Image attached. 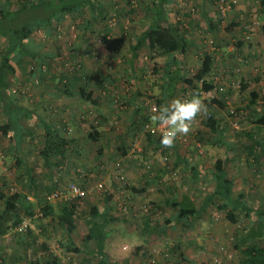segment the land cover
<instances>
[{"label":"rangeland","instance_id":"1","mask_svg":"<svg viewBox=\"0 0 264 264\" xmlns=\"http://www.w3.org/2000/svg\"><path fill=\"white\" fill-rule=\"evenodd\" d=\"M96 1L100 12L99 20L88 25V28L84 21L89 19L91 14L86 11L83 17L72 14L61 16L53 21L52 25L34 31L28 42L33 43L32 46L35 45L40 50L46 62L43 67L38 61L21 55L13 60L16 74L9 76V84L17 93L21 104L32 109L38 107L37 81L77 83L78 77H83L81 82L91 79L89 73L87 74L88 66L94 70L96 65L98 68L101 66L97 56H93V59L89 57L85 50L86 46H104L106 50L112 52L114 44L111 33L124 37L126 34L138 32L139 27L142 30L145 27L143 22L135 25L127 23L128 19L139 16L135 6L142 0ZM172 1L171 18H174L173 22H178L186 37L190 39L185 55L189 77H193L201 68L207 55L214 57L212 76L200 83L194 82V87L176 83L173 85L170 97L167 98L169 89L162 79V73L155 70V65L166 62L167 57L160 54L153 60L151 53L142 52L135 82H140L138 85L143 87L139 89L141 93L138 97L142 95L147 99L145 106L149 105L150 108H146L145 115L148 118L145 120L144 117H140V120L134 123L138 129H133L132 134L126 137L127 141L125 140L124 144H128L132 153H128L126 160L122 157H115L112 160L104 157L105 160L86 162L94 171L91 182L86 184L78 183L71 178L65 163L49 169V172H52V179L42 189L44 198L57 188H65L72 181L81 184L90 192L84 204L78 207L75 203L71 204L76 207L77 226L72 238L55 223V218H41L39 207L44 205L45 200L41 202L35 200L33 202L37 203L31 211L34 215L36 213L39 215L30 223L29 214H26L23 219L28 218L22 219L23 221L18 225H26L25 231H15L16 227L11 226L12 222H5L8 227L4 232H0V258L6 257V263L3 264H27L25 255L29 248H33L41 255L40 246L43 244L49 247L50 253L56 255L62 264H97L99 258L90 253L95 247L94 243L83 240L89 227L87 218L90 215L85 213L88 210L91 213L92 211L107 213L115 219L109 226L111 234L105 249L111 264L156 262L184 264L172 251L176 244L187 257L197 262L239 264L240 253L235 250L234 245L235 238L241 231L240 224L230 223L226 213L215 203L204 205V202L214 190L215 184L209 179L216 162L219 159H226L225 169L228 177L234 182L233 190L236 197L241 193L248 198L249 203L264 208V125L255 123L258 118L264 116V0ZM221 1H224L228 7L225 13L219 10ZM17 3L18 0H0L1 6L9 11H12L14 4ZM132 10L136 12L128 13ZM31 14L32 11L29 10L28 17ZM204 15L212 19L214 23L212 27L209 26V19ZM21 16L22 19H13L12 22L8 20L7 23L18 26L26 18L25 14ZM128 38L129 36L122 40L123 56L115 57L110 64L117 70L114 78L130 86L132 90L131 76L126 72L123 75L127 65L126 59H129V54L125 52L133 42ZM6 42L0 40V59L4 51L2 45ZM82 42H87L88 45L83 46ZM240 42L243 43L241 49L237 47ZM70 66H79L81 70L74 73L70 70ZM156 69L158 70L157 67ZM107 75L113 76L111 72ZM93 77L97 78V76ZM255 79L259 81L255 82ZM241 81L247 85L243 91ZM220 85L223 87L220 88ZM54 90V87L47 89L46 96L51 97ZM123 90L129 91L128 88ZM139 90L135 89V92ZM198 93L206 108L191 122L187 134H179L171 148H165L156 141L148 142L144 125L147 122L153 125L157 123L151 119L154 115L151 110L153 105L160 108L163 100H169L170 105L174 100L198 96ZM112 98L115 109L124 106L123 96L120 93H115ZM214 98L226 105L223 109H214L220 127L224 130L223 136L213 132L206 125L207 113L211 111L208 105L212 104ZM43 105L50 109L53 107L52 104L43 103ZM87 110L82 109V113L80 112L81 120L87 122L86 127H81L83 134L100 124L99 118L92 111ZM2 120L3 115L0 113V125ZM68 127L67 138L70 135L73 137L75 128L72 125ZM118 132L121 133L123 130L120 129ZM155 137L158 138L159 135ZM2 143L1 140L0 144ZM115 144L117 143L114 142L113 145ZM147 145L152 150L147 154L148 159L156 162L154 169L147 159L140 158L141 156L137 154ZM252 145L256 146V151L250 154L247 147ZM93 147L91 159L96 154V143H93ZM2 151L0 147V161L4 159ZM178 154L194 159L193 165L203 173V178L195 180L184 165L175 166ZM33 156L31 155L24 162L38 165L43 159L36 154ZM117 162H120L126 175L127 184L123 188L115 180L112 171V167ZM131 162H134V166ZM140 162H143L141 166ZM2 167H5L4 163H0V171H3ZM11 173L14 176L13 169L8 167L3 177L12 178ZM147 174L149 176H146ZM99 184L103 185L102 189L99 188ZM49 185L52 186L51 191ZM8 191V193H19V188L16 190V187H13V190ZM24 194L27 195L25 191ZM185 194L198 207L203 206L204 211L196 218H187L168 225L167 221L173 219L177 213L168 201L180 200ZM51 203L57 210L68 205L61 201ZM5 223L1 222L3 226ZM69 247H77L82 252L76 254L68 251Z\"/></svg>","mask_w":264,"mask_h":264},{"label":"trees","instance_id":"2","mask_svg":"<svg viewBox=\"0 0 264 264\" xmlns=\"http://www.w3.org/2000/svg\"><path fill=\"white\" fill-rule=\"evenodd\" d=\"M168 2L169 0L156 1L155 10H153L159 19H166L165 4ZM29 10L32 11L30 17L27 15ZM86 11L91 14L90 18L84 21L86 28H88V25L99 20L98 16L100 12L98 11L96 0H18V3L14 4L12 11L3 8L0 4V40L7 41L2 45V50L4 51L0 59V107L2 114L6 116L4 123L0 125V135L13 136L16 130H18V126L22 120H25L28 116L33 114L29 109L19 103L17 93L9 84V76L16 74V68L12 63L13 60L21 55L38 61L44 67V63L46 62L45 56L41 54L40 50L37 49L35 45L32 46L33 43L28 42L31 40L34 31L52 25L53 21L61 16L72 14L77 17H83ZM23 14L26 15V18L22 20V24L16 26L13 23H7L8 20L12 22L13 19H22L21 15ZM143 33L146 34L148 39V49L151 53V59H155L153 53H156L158 50L162 55L173 59V66L169 67L166 71V74L171 80V85H174L175 82H183L189 87H194V82L200 83L212 76L214 63V57L212 55H207L204 58L201 68L198 69L193 77H189V72H184L178 60L182 57L185 46H187L185 45L187 38L177 25L168 22L166 25H159L154 28L151 27ZM242 46V42L237 45L240 49ZM136 65L137 64H135L132 58V70H135ZM71 67L75 69L72 72L78 73L79 66ZM156 67L157 64L155 65V70L159 71ZM82 78L83 77H79V79ZM254 81L257 82L259 79H255ZM246 87L247 85H245L244 81H241V90H245ZM80 93L86 101L93 103L92 105H98V102L95 103L93 101V91L88 93L84 88H80ZM199 94L200 93L197 95L200 96ZM253 104L257 103L253 102ZM225 106V103H222L217 98H214L212 104L208 105L211 111L207 113L206 125L213 132L220 133L221 136H223L224 130L220 127V122L216 117L215 110L223 109ZM254 114L260 115L258 112H254ZM255 123L264 125V116L258 118ZM64 130L66 132L65 134H68L69 127L64 126ZM93 134L94 133H90L87 137L90 140L96 141L97 138ZM247 135L251 136L250 134ZM155 136L156 135L147 134V138L151 140V142L153 140V142L156 141L160 144L161 135H159L158 138ZM62 138H65V136L61 137L58 130H55V128L51 126H46L44 133L45 147L42 149L41 155L45 157L47 161L52 159V155L54 154L59 155V152L62 154ZM254 150L255 146H250V154H252ZM226 162V159H219L216 162L215 169L211 175L215 183L214 190L206 197L204 205L215 203L220 210L226 213V218L230 223L240 224L241 231L236 236L234 245L235 250L240 253L238 259L239 264H264V208L249 203L248 198L241 193L236 197L233 190L234 182L228 177L225 169ZM197 175H200V173L195 174V176ZM9 190L13 189L10 188ZM8 192V190L6 191L0 188V203L3 205L2 216H13L15 220L12 226L17 227L21 222L20 211L23 206L22 204L27 202V200L18 192ZM44 200L45 201L41 200L44 203V205H42L43 213L41 218L47 219L53 216L55 207L46 199V196ZM171 205L177 210V213L174 215L173 219L167 221L168 225L176 224V222L187 218L198 217L199 212L195 207V202L189 196H185L182 201L172 200ZM203 209L205 208L203 207ZM85 213L89 214L90 217L87 218L89 227L83 239L84 242L92 241L94 243L95 247L90 253L99 258L97 264H111L106 256L105 249L107 240L111 234L109 226L115 219L107 213H99L96 211H92L91 213L89 210ZM75 215V205H64L58 217L59 226L67 233L68 237L71 238L77 227ZM40 247L42 252L41 255L33 248H29L25 255L27 264H62L61 260L56 255L50 253L47 245L43 244ZM71 247L67 250L76 254L82 252V250L77 247ZM172 251L184 264H206L187 257L177 244L174 245ZM153 264L160 263L156 262Z\"/></svg>","mask_w":264,"mask_h":264},{"label":"crops","instance_id":"3","mask_svg":"<svg viewBox=\"0 0 264 264\" xmlns=\"http://www.w3.org/2000/svg\"><path fill=\"white\" fill-rule=\"evenodd\" d=\"M156 1L157 0L154 1L142 0L140 2H137L135 7L138 10L137 13H139V16L138 17L135 16L132 17L131 19H128L127 23H132L135 25L137 23L140 24L141 22H143L145 27L143 28V30L139 27L138 32L136 33L133 32L130 35L126 34L124 35V37L123 36L119 37L118 35H113L111 33V35L113 36V44H114V48L111 49L112 52H110L109 49L106 50L104 46L99 47V45L97 46L91 45L93 47H87V46L85 47L86 53L88 52V55L91 59H93L92 58L93 56L98 57L99 64L101 66L98 68L96 65L95 70L91 68V66H88L87 74L89 73L91 79L81 82V79H79L78 77L77 83L69 82V81L65 83L64 82L62 83V81L58 83H44V82L42 83L40 81H37L36 88H37V92L39 93V97H38L39 101L37 102L39 103L38 107L32 109L31 107L25 106L21 104V102H19L21 105L29 109L33 114L28 116L25 120H22V122L18 126L19 130H16V133L13 134V136L0 135V141L1 140L3 141V143L0 144V147H2L3 150L2 153L4 154V159H1L0 163L5 164V167H2L3 171L2 170L0 171V188H3L6 191L9 190L10 188L13 189V187H16V190L17 188H19V193L23 198L29 201L32 200L30 202L24 201L25 203L22 204L23 206L20 211L21 222L25 218L30 217L29 221L31 223L33 218L39 215L38 213L34 215V212H32L31 209L37 203V202L34 203L33 201L44 200L43 197L44 191L42 189L44 188V186L46 187L45 184L50 182L52 179V172H49V169L56 168L60 164L65 163V165H67V168H69L68 175L71 178H74V180H76L78 183L81 182L82 184H86L91 182V176L93 175L94 172L92 171V168H89L87 166L88 162H91L92 160L100 161L101 159H104V157L110 160H112L115 157L116 158L122 157L123 159L126 160L128 158V153L129 154L132 153V151H130V147H128V144L126 145L124 144V142L125 140L127 141L126 137L132 134L133 129L137 128L135 126L136 124L134 123H137L136 121L140 120V117L141 118L144 117L145 120L148 118L145 115L146 108H150L149 105L145 106L147 103L146 102L147 99L143 98L142 95L138 97V94L141 93L139 89H142L143 87L141 88V86L138 85L140 82L138 83L135 82V80L138 77L137 71L140 65L139 57H141L142 52L144 51H148L150 53L148 49L149 48L148 39L146 34L143 32L147 31L151 27L154 28L159 25H166L164 22H167V24L169 22L177 25L180 28L181 32L184 34L183 30L178 25V22H173L174 18H171L173 1L169 0V2L165 4L166 19H159L156 13L154 12ZM133 12L135 13L136 10L129 11L128 13H133ZM204 16L207 19H209V26L212 27V25L214 24L211 21L212 19H210V17L207 15ZM87 20L88 19H86V21ZM127 36H129L128 39H132L133 42L130 45L129 49L125 52L126 54H129L128 55L129 59L128 60L126 59L127 65H125L123 75H125L124 73L126 72V74L131 76L133 80L132 82H130L132 86V90L130 86L128 87V85H125V83L122 84L121 82H119V80H117V78H114L115 72H117V70L113 69L112 65L110 64L111 60L115 59V57L119 55L123 56L121 44H122V40L127 38ZM184 36L186 37L185 34ZM186 38H187V42L185 45L188 46L190 44V39L188 37ZM87 40L89 39H86V41ZM82 45L85 46L88 45V43L82 42ZM187 46H185L182 57L179 58L178 60L181 67H183L184 72L185 71L189 72L185 64L186 63L185 55H187V48H188ZM153 54L155 56H158L161 54V52L158 50L156 53ZM166 57H167V61L164 63L159 62L157 68L159 72L162 73L161 74L162 79L169 89L167 94L168 97L166 96L167 98H169L173 85L170 84L171 80L169 79V76L166 74V71L169 67L173 66V62H172L173 59H170V57L168 56ZM132 58L133 61H135V64H137L135 70H132L131 68ZM119 61L121 62V60ZM78 69H80V67H78ZM110 72L113 74V76L107 75ZM123 75L121 78H123ZM93 76H97V78L94 79ZM179 83H183V82H179ZM51 87L55 88V90L52 92V96L51 97L46 96L47 89ZM80 88H84L88 93L90 91H93L94 93L93 101L95 103L98 102V105L96 104L92 105L93 103L86 101L85 98L80 93ZM125 88H128L129 91L128 92L124 91L123 89ZM135 89H138L139 91L135 92ZM115 93H120L123 96L122 104L124 103L123 104L124 106H118L120 109H115V103L113 102V98H112L113 95H115ZM43 103L52 104L53 107H51L50 109L47 106L43 105ZM164 104L169 105V100L167 101L163 100V105ZM82 109L84 110L88 109L92 111L94 115L98 117L100 120V124L98 126L96 127L93 126V128H91L89 132L87 133L84 132V134L82 132L81 127L84 126L86 127L87 122L81 120ZM53 110L55 111L53 112ZM0 113L2 114L1 107H0ZM5 119L6 116L3 115V120L1 124L4 123ZM69 125H72L75 128V130L73 137H71L72 135H70V137L67 138L68 134H65L66 132L64 130V126L66 127ZM46 126H51L52 128H55V130H58L61 137L65 136V138H62L63 140L61 141V145L63 147L61 149L62 154L60 152L58 153L59 155L55 156L54 154L52 155V159H49L48 161L46 160L45 157L41 155V151L45 147L44 133ZM120 129H122L123 132L119 133L118 131ZM90 133H94L93 135L96 136L97 138L96 141L88 139L87 136ZM114 142L117 143L115 144V146L113 145ZM148 142H151V140L148 139ZM93 143H96V154L91 159L90 158L92 156L91 152L94 150ZM149 145L145 147L143 146V151L137 154L141 156L140 158L147 159L149 165L152 166L154 169L156 168L154 167L156 162L154 163L153 160H149L147 156V154L148 153L150 154V151H152L151 148H149ZM114 147L117 149H115ZM247 148H248V152H250V146H248ZM254 151H256V146ZM35 154L37 155V157L43 158L38 162V165L37 164L32 165V163L29 164L27 162H24V160H28L31 157V155L32 157H34L33 155ZM133 157L134 155L132 156V158ZM151 158L152 157H150V159ZM193 161L194 159L192 160L189 159L188 157H183L178 154L175 162V166L184 165L187 168V171L191 174V176L195 180H200L203 178L204 175L201 171L195 168V166L193 165ZM134 162H131L133 166H134L133 164ZM141 164H143V162L139 163L140 166ZM8 167H10V169H13L14 176H12V173L10 175L12 178L3 177ZM213 171L211 172V175ZM196 173H200V175L195 176ZM146 176H149V174H147ZM209 180L210 182L214 183L211 177ZM51 188L52 186L49 185L50 191L52 190ZM23 190L27 195L24 194ZM185 196L188 195L187 194L183 195L181 199L177 201H182L185 198ZM172 200L173 199L169 200L168 202L171 204ZM0 207H1L0 232L1 231L4 232L6 230V227H8V225L5 222H12L11 223L12 226L15 219L13 218V216L10 215L6 217L2 216L3 205L1 203H0ZM195 207L199 213H202L204 211L203 206L198 207L197 204L195 203ZM39 208H40L39 210H41V213H43L42 207ZM60 213H61V209L58 210L54 209V214L51 217V218H55V223L58 226H59L58 217ZM199 213L198 215H200ZM26 214H29L28 217H25L23 219L24 215ZM2 221H4L5 226L1 224ZM5 258L6 257H4V259L0 258V264L6 263Z\"/></svg>","mask_w":264,"mask_h":264},{"label":"clouds","instance_id":"4","mask_svg":"<svg viewBox=\"0 0 264 264\" xmlns=\"http://www.w3.org/2000/svg\"><path fill=\"white\" fill-rule=\"evenodd\" d=\"M206 105L199 98L193 96L191 99L174 100L170 105L161 106L154 110L151 117L165 131L160 136V144L165 148H171L179 134H187L190 131L191 122L200 114Z\"/></svg>","mask_w":264,"mask_h":264},{"label":"built area","instance_id":"5","mask_svg":"<svg viewBox=\"0 0 264 264\" xmlns=\"http://www.w3.org/2000/svg\"><path fill=\"white\" fill-rule=\"evenodd\" d=\"M227 8L228 7L224 1H221L219 3V10L222 13H225L227 11ZM70 70L73 71L75 69L70 66ZM222 87H223V85H220V88H222ZM191 98L192 97H184L181 100L191 99ZM158 108L159 107L157 105H153L151 107V110L155 114L154 110H156ZM144 130L147 134H151V135H161L165 131V129L163 127L159 126L158 123H156L155 125H153L151 123H145ZM112 171L114 173V178L119 183L120 187L121 188L125 187V185L127 184L126 175L123 171V168H122V165L120 164V162H117L112 167ZM99 188L102 189L103 185L99 184ZM89 194H90V192L87 188H85L81 184H78V183L72 181V182L68 183V185L65 188H57L53 192L49 193L46 196V199L49 202L61 201V202H65V204L68 203V205L75 203L76 206L78 207V205H82L85 203V200L88 198ZM26 228H27L26 225H20V226H17L15 228V231L22 232V231H25Z\"/></svg>","mask_w":264,"mask_h":264}]
</instances>
